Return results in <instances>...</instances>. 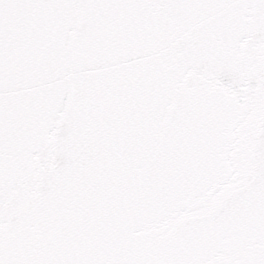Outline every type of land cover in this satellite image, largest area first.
Wrapping results in <instances>:
<instances>
[{
  "label": "snow or ice",
  "instance_id": "snow-or-ice-1",
  "mask_svg": "<svg viewBox=\"0 0 264 264\" xmlns=\"http://www.w3.org/2000/svg\"><path fill=\"white\" fill-rule=\"evenodd\" d=\"M0 264H264V0H0Z\"/></svg>",
  "mask_w": 264,
  "mask_h": 264
}]
</instances>
